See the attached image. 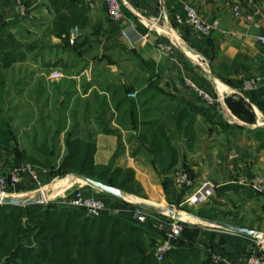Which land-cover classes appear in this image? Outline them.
Returning a JSON list of instances; mask_svg holds the SVG:
<instances>
[{
    "label": "crops",
    "instance_id": "obj_1",
    "mask_svg": "<svg viewBox=\"0 0 264 264\" xmlns=\"http://www.w3.org/2000/svg\"><path fill=\"white\" fill-rule=\"evenodd\" d=\"M56 1L77 2L70 6L73 12L85 8L84 25L69 31L68 44L51 33L55 10L66 14L64 6L51 0H0V24L12 27L0 38L10 36L24 55L3 70L4 80L9 73L5 102L19 103L10 91L24 84L31 108L26 135L30 149L55 165L66 154L67 135L92 142L94 165L133 172L141 197L123 192L124 197L178 210L174 212L185 219L180 221L194 232L183 240L185 248L198 251L194 264H215L212 255L222 259L217 264H238L259 248L257 241L215 223L264 232V197L249 187L252 177L264 179V149L255 138L264 129V83L252 92L241 91L245 80L264 77V43L258 40L264 39V0L251 5L244 0H187L205 22L216 23L209 38L174 24L172 14L179 9L175 0H166L161 13L153 0H126L119 26L110 23L101 0ZM235 5L238 17L233 15ZM21 7L23 14L12 10ZM4 10L11 14L5 16ZM135 14L159 18L162 36L151 32L137 40L136 32L144 35L147 29ZM75 28L77 38L71 44ZM159 39L175 44L173 54L157 50ZM187 52L202 58L206 69ZM51 72L62 78L50 80ZM186 80L210 91L217 103L206 106ZM227 100L244 109V118L229 109ZM156 133L168 140L160 145L171 155L165 160L159 147L151 149ZM177 170L187 172L190 188L174 186ZM93 189L83 186L87 195H98ZM107 201L124 208L114 197ZM165 216L153 213L145 226L159 239L157 222Z\"/></svg>",
    "mask_w": 264,
    "mask_h": 264
},
{
    "label": "trees",
    "instance_id": "obj_2",
    "mask_svg": "<svg viewBox=\"0 0 264 264\" xmlns=\"http://www.w3.org/2000/svg\"><path fill=\"white\" fill-rule=\"evenodd\" d=\"M51 1L54 6H64L66 11V14H61L55 10L51 33L68 44L69 31L75 26L84 25L85 8L75 13L70 6L77 2ZM4 27L0 24V31ZM21 47L10 36L0 38V152L6 157H16L13 162L15 166L25 159L43 168H51L52 162L48 157L38 161L37 157L28 155L22 149L17 150L10 144L12 136L3 111L6 96L3 70L22 60L24 55L19 51ZM226 104L234 114L244 118L245 111L238 103L227 100ZM255 138L264 149V129ZM164 139L157 134L151 135L149 141L151 149L159 147L157 151H161V160L171 156L165 146L160 147L163 143L168 144V140ZM65 145L66 154L58 167L60 173H75L141 197L142 189L134 180L131 170L93 164L92 142L71 139L69 136ZM168 184L169 180H166L163 188L166 189ZM82 212L55 204L26 207L0 205V264H194L192 259L198 256L197 250L187 249L183 245L184 238L194 234L183 223L181 240L158 263L153 251L160 239L150 233L146 225H138L123 214L88 219L83 217Z\"/></svg>",
    "mask_w": 264,
    "mask_h": 264
},
{
    "label": "built area",
    "instance_id": "obj_3",
    "mask_svg": "<svg viewBox=\"0 0 264 264\" xmlns=\"http://www.w3.org/2000/svg\"><path fill=\"white\" fill-rule=\"evenodd\" d=\"M105 6L106 14L109 18V21L114 26H119L123 20L122 9L126 5V0H101ZM179 4V9L177 12L172 14V19L174 24L177 27H188L196 35L201 38H209L216 27V23L208 24L205 22L199 15L197 9L192 6L187 0H175ZM156 9L159 13L163 12L166 8V0H153ZM248 5L252 4V0H244ZM21 13H24V8H20ZM233 15L238 17L240 9L238 5H235L232 8ZM135 17L139 22L147 29V32L144 35H140L136 32V38L139 41L146 39L147 35L151 32L155 33L157 36H162V32L157 29L158 19L142 16L135 14ZM248 19L251 20V17L248 16ZM120 34L122 37H127V31L121 30ZM70 43L73 44L74 40L77 38V29H73L70 34ZM136 40V41H137ZM259 42L264 43L263 38H258ZM157 50L163 55L173 54L175 44L172 41H163L157 40L156 42ZM185 55L188 57L187 53ZM198 56V55H197ZM189 58V57H188ZM198 60H192L203 66L201 62H204L199 56ZM205 67V66H203ZM62 78V75L59 72H51L49 75L50 80H59ZM264 83V77L262 78H250L245 80L242 83V92H252L258 88L260 84ZM188 88L196 94L198 99L203 101L206 106L212 107L217 103V99L213 94L203 88L201 85L191 80H186ZM130 98H134V94L129 95ZM45 174V171L42 168L32 166L30 164H19L16 166L9 167L8 171L4 175H0V196H8L7 192L11 187H14L21 182L27 181V183L33 184L35 186L40 185V177ZM172 180L174 186L179 189H187L192 186V180L184 170H177L172 175ZM207 186V183L204 184V187ZM249 187L255 193L264 196V179L260 176H254L250 179ZM42 188L35 190L39 191ZM117 199V198H116ZM121 204H125L124 208L121 209V206H114V203H109L106 198L98 195H87L82 187H77L69 194L64 197L57 196L51 199H41L39 205H49L55 204L56 206L75 209L83 211L90 217H99L102 215H111L119 216L118 213L124 212L125 216L132 222L138 225H146L151 218V212L140 208L133 204L130 201L125 199L119 200ZM119 203V202H118ZM166 220H160L157 222V230L161 231L162 236L157 243L153 256L158 263L162 262L164 256L174 250L176 245L181 240L182 234V225L181 221L173 216H165ZM257 241V240H256ZM258 247L249 254H247L243 260L238 264H264V245L262 241H257ZM212 260L215 264L222 261V259L217 255H212Z\"/></svg>",
    "mask_w": 264,
    "mask_h": 264
},
{
    "label": "rangeland",
    "instance_id": "obj_4",
    "mask_svg": "<svg viewBox=\"0 0 264 264\" xmlns=\"http://www.w3.org/2000/svg\"><path fill=\"white\" fill-rule=\"evenodd\" d=\"M12 10L14 12H17V13L20 12L21 13L19 8H18V10H14V9H12ZM10 14H11V12L9 10H4L5 16H8ZM11 28L12 27H10V29ZM10 29H9V26H5L3 31H0V35L5 36V34L10 32ZM187 53L189 55L193 56L195 60L199 59V58H197L198 56L196 54L190 53V52H187ZM201 64L203 66H205L203 68L206 69L207 64H205L204 62H201ZM205 69H203V70H205ZM5 80H7L9 82V73H7ZM20 85H22V84H20ZM10 95L12 97V100L18 99L17 101L19 102L16 105L15 104L11 105V104L5 102V105L3 106L4 116L8 120L9 129H10L11 136H12L10 144L13 148H15L17 150L22 149L28 155L33 156V157H37L38 161H41L43 154L35 153L33 150H31L30 144L28 143L29 142V140H28L29 136H28V138L26 137V135L30 134L29 129H27V124L31 125V123H29L27 121V117L29 116V114H31V108H30L29 104H27V99L29 97H27V95H26V91L24 89V84L22 85V88L16 89V91L15 90L10 91ZM7 117H9V118H7ZM28 131H29V133H28ZM39 134H41V133H39ZM39 136H41V135H39ZM67 137H68V135H67ZM70 138L73 139L72 136H70ZM39 139L41 140V137H39ZM14 160H16V157L15 158L12 156L6 157L2 152H0V175H4L5 172L8 171L9 167L15 166V165H13ZM50 160H51V162L53 161L52 159H50ZM20 164H30L32 166L42 168L45 171V174L42 177H40V185L39 186H35L33 184L27 183V181H24V182H21L20 184L15 185V186H21L18 190L15 189L14 191L11 192V191H9V190L13 189V187H11L7 192V194L9 193L8 196H10V195L11 196H18L16 194H19V195L29 194V193L35 192V190L39 189V187L42 189L45 187H51L57 183L64 182L68 177L76 176L75 173H65V174H62V172L60 173V170L58 168L59 163L52 165L51 168H43L39 165L30 163L29 161L23 159L22 162H20ZM83 186H88V185H86L82 182L70 183V185L66 186L64 191L59 196L64 197L67 194H69L71 191H73L75 188H77V187L83 188ZM85 188H87V187H85ZM93 190H96L98 192L97 193L98 196H105L104 198H106V200L108 198L112 197V196H109V195H107V194H105V193H103L97 189H93ZM120 192H122V191H120ZM258 195L261 196L260 194H258ZM116 200H120V199H116ZM43 206H45V205H43ZM68 210H72V209H68ZM173 211H178V210L176 209ZM82 215L84 218H88V219L92 218L83 212H82ZM261 233L264 234V232H261ZM263 245H264V242H263Z\"/></svg>",
    "mask_w": 264,
    "mask_h": 264
},
{
    "label": "water",
    "instance_id": "obj_5",
    "mask_svg": "<svg viewBox=\"0 0 264 264\" xmlns=\"http://www.w3.org/2000/svg\"><path fill=\"white\" fill-rule=\"evenodd\" d=\"M77 179H80L82 181V183L90 186L91 188L97 189L109 196H112L114 198L117 199H125L123 198L122 192H120L117 189L111 188L109 186H106L102 183H99L97 181L88 179L84 176H79L76 175L74 176ZM51 193V191H48L46 194ZM41 200V194L39 192H35L32 196H27V197H23V198H15V197H9V196H2L0 197V205H10V206H21V207H26V206H31V205H37L39 204V201ZM127 201L132 202L133 204H135L136 206L143 208L149 212H154V213H162V211L158 208H155L154 206H150L146 203L143 202H134L132 200L129 199H125ZM167 210V214L169 216H173L177 218V213L174 212L171 209H166ZM216 226L226 229L228 231H232L235 233H239L245 236H248L250 238H253L257 241H262L264 242V234L260 233V232H256L253 230H249V229H245V228H241V227H237V226H232V225H228V224H223V223H215Z\"/></svg>",
    "mask_w": 264,
    "mask_h": 264
},
{
    "label": "bare ground",
    "instance_id": "obj_6",
    "mask_svg": "<svg viewBox=\"0 0 264 264\" xmlns=\"http://www.w3.org/2000/svg\"><path fill=\"white\" fill-rule=\"evenodd\" d=\"M74 182H82L80 179H77L75 178L74 176L72 177H68L64 182L62 183H57L51 187H45L39 191H36V192H39L41 194V199H51V198H55L57 196H59L63 191L64 189L66 188V186L70 185V183H74ZM48 191H51V193L49 194H46ZM35 192H32V193H29V194H24V195H18V196H9V197H15V198H23V197H27V196H32ZM123 196V195H122ZM2 197V195L0 196ZM123 198L125 199H128L126 197L123 196ZM134 202H141V201H137V200H132ZM150 206H154L150 203H146ZM155 208H158L162 211V213L167 214V210L164 209V208H161V207H157V206H154ZM177 218L179 220H185L183 217H181L180 215L177 216Z\"/></svg>",
    "mask_w": 264,
    "mask_h": 264
}]
</instances>
